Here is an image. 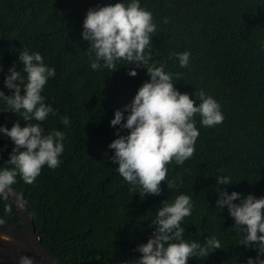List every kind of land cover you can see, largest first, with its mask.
<instances>
[{"label": "trees", "instance_id": "obj_1", "mask_svg": "<svg viewBox=\"0 0 264 264\" xmlns=\"http://www.w3.org/2000/svg\"><path fill=\"white\" fill-rule=\"evenodd\" d=\"M116 2L0 0V91L12 94L4 79L13 64L27 82L20 51L38 52L55 69L41 93L55 115L49 113L39 123L44 135L63 132L60 165H45L32 184L20 176L14 184L28 202L36 231L64 264H133L142 255L138 246L153 235L152 221L162 202L185 194L193 207L181 222L183 239L203 246L215 237L222 246L208 257L190 258L188 264H247L249 257L256 258L257 248L240 244L243 234L227 206L217 208L216 189L264 197V0H139L156 25L152 45L145 50L149 65H163L174 86L197 105V91L211 95L224 116L212 127L194 116L199 130L194 155L182 165L174 160L167 165L168 180L175 186L169 190L167 181L162 182L160 195L143 199L139 186L118 173L108 145L118 138L117 130L127 134L110 121L150 79L147 69L138 67L137 75L130 76L135 65L120 60L114 72L93 70L95 53L82 38L87 10ZM185 51L189 65L182 68L176 54ZM15 121L21 127L27 123L0 101V125L11 128ZM13 147L0 135V167H12L7 161ZM221 176L233 182L219 185L216 178ZM9 206L11 214L5 211ZM0 218L22 225L15 204L3 195Z\"/></svg>", "mask_w": 264, "mask_h": 264}, {"label": "clouds", "instance_id": "obj_2", "mask_svg": "<svg viewBox=\"0 0 264 264\" xmlns=\"http://www.w3.org/2000/svg\"><path fill=\"white\" fill-rule=\"evenodd\" d=\"M155 31L152 13L141 7L139 0L130 3L118 0L114 4L89 8L83 20L82 38L89 42L91 52L95 53L91 62L93 70L107 67L114 72L118 69L116 62L123 60L135 65L129 69L130 76H136V68L143 66L150 77L123 110L115 111L110 124L113 127L120 125L128 132L120 135L117 130L118 138L108 145L114 150L111 160L118 165V173L129 184L139 186L137 193L141 199L146 195H160L162 182L167 181L169 190L175 186V181L168 180L167 165L173 160L182 165L194 155L199 136L193 119L196 114L200 115L205 127L224 120L220 104L211 95L197 91L195 96L200 101L197 105L188 93H181L174 86L173 75L165 72L163 65H149L150 56L145 50L152 45L151 37ZM176 56L180 67H188L189 52ZM18 59L27 74V82L13 64L4 79L5 87L12 94L0 91V101L6 103L7 111L20 114L27 122L23 127L19 121L13 122L11 128L0 125V135L8 137L14 144L7 161L12 167H0V195L5 198L17 182V176L26 184H32L45 165L51 169L59 167L65 139L61 131L44 135L39 123L46 120L49 113L55 115L41 95L48 78L55 76V69L45 65L38 52L20 51ZM62 123L65 126L70 123L67 116L62 118ZM232 182L227 176L216 178L219 185ZM216 190L217 208L222 210L227 206L235 227L243 234L240 244L257 248L256 258L249 257L247 264H264L261 258L264 256V197ZM237 200L240 202L235 203ZM192 207L191 197L185 194L178 195L172 203L163 201L152 221L155 225L153 235L147 243L138 246L142 255L133 264H188L190 258L208 257L214 250L222 248L215 237L207 239L203 246L183 239L185 229L181 222L191 215ZM5 211L11 214L12 209L9 206ZM3 223L0 219V224ZM19 264H34V261L22 255Z\"/></svg>", "mask_w": 264, "mask_h": 264}, {"label": "water", "instance_id": "obj_3", "mask_svg": "<svg viewBox=\"0 0 264 264\" xmlns=\"http://www.w3.org/2000/svg\"><path fill=\"white\" fill-rule=\"evenodd\" d=\"M15 204L22 225L5 218L0 224V263L19 264V258L27 255L33 258L34 264H64L61 259L42 242L36 231L34 218L24 195L12 185L7 193ZM10 237V239H5Z\"/></svg>", "mask_w": 264, "mask_h": 264}]
</instances>
